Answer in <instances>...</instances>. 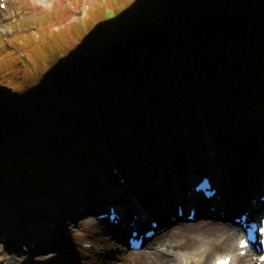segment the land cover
Instances as JSON below:
<instances>
[{"label": "trees", "instance_id": "16d2710c", "mask_svg": "<svg viewBox=\"0 0 264 264\" xmlns=\"http://www.w3.org/2000/svg\"><path fill=\"white\" fill-rule=\"evenodd\" d=\"M119 3L71 47L48 35L10 70L17 87L0 94V180L22 205L57 198L60 179L89 173L88 154L104 161L105 146L125 164L135 151H170L174 127L201 114L221 145H237L240 128H263L264 111L252 109H264V0Z\"/></svg>", "mask_w": 264, "mask_h": 264}, {"label": "rangeland", "instance_id": "374dc122", "mask_svg": "<svg viewBox=\"0 0 264 264\" xmlns=\"http://www.w3.org/2000/svg\"><path fill=\"white\" fill-rule=\"evenodd\" d=\"M128 1L129 0H124V4ZM103 2L109 4V6L107 5L104 8L105 10L96 9V11H93V8H96V6L98 7L103 4ZM119 2L120 0H0V85L3 86L0 87V94L2 96L5 94L6 96L11 97V93L15 91V87L17 86L12 83V81L15 80L10 81L11 75H9V73L10 70L15 68V66H18L21 57L25 58L27 56L25 51H28L30 45H36L48 35L57 34V36L60 37H57L58 40L55 44H62L66 41L69 47H71L73 39H76L75 32H82L83 29H92L93 26L100 23L101 20L99 21L98 19L101 18V15L104 20L108 19V15H111L114 11L119 10L120 8L122 9L123 4ZM2 3H5V9L1 7ZM33 40L36 42H33ZM21 75L24 76V73ZM231 106L232 105H230V107ZM257 109H259L261 113L264 111L263 108L257 107ZM206 125L209 126L207 121ZM262 126L264 128V124ZM248 129L250 128L245 127L237 130L235 134V139L237 138L236 140H238L237 145L230 144L235 141L234 138V141L224 139V141L229 142V144L225 143V145H221L218 142L216 144L218 153L227 156V159H229L228 161H225V165L228 167L225 168L228 170L222 168L220 163L218 164L219 161L216 156H213L215 158L212 163H210L209 167H205V164L207 165L208 162L203 163L201 166L200 164H197L200 170L199 174L210 173L215 179L218 177L229 186L225 190H227L229 194H232L230 199L231 206L249 204L251 202L250 198H252V195L257 190L254 187L258 185L261 187L260 177L264 172V131H262L261 128H259V130L252 128L253 131H259L261 138L259 139V146L251 147L247 145L244 146V135L247 131L251 133ZM245 138L250 139L246 136ZM164 139L165 138H163V140ZM179 141L184 140L181 138ZM200 142L204 144L203 138L200 139ZM185 143H189V146H187L188 149L191 148L192 150L194 148V140L191 142L185 141ZM234 148L237 149L236 154ZM192 151L194 152V149ZM195 152L197 156L204 154V150L200 148H197ZM162 157L165 158L166 156L162 155ZM177 158L182 159V157ZM190 159V156H187L185 159L183 158V170L178 169L175 173H171L168 169L157 170L156 172L154 171L155 174L150 178L148 177L146 179L144 177L145 179L141 184L138 182L139 178H137L134 183L135 185L138 184L135 188L136 192L130 191L129 186L123 189L121 188L122 190H116L119 178H116L115 175H113V167L116 166L120 169L121 173H123V169L127 170L128 168L124 163H117V161H115V163L108 164V162L105 161L102 165L105 167L108 184L111 185H109L111 189L110 192H113L107 200H109L111 204L118 203V201L122 202V199H125L127 200V204L125 205L130 206V208L135 200L137 204H133L132 206H134L133 209H136L138 213L144 212L141 207H136L141 203L143 206H146V213L154 211L156 212L153 215L154 217L160 216L162 218L159 217L161 220L168 221L171 217L176 215L177 204L173 199L177 200L178 198H182L181 196H172L175 187L179 186V182L174 180V178L172 179V176H177L180 172H184L186 175V167L192 166V164H190L192 161H189ZM136 165L137 163H131L129 168L132 166L133 170ZM80 170L83 169L75 170L77 171L75 176L80 177ZM92 172H97V169L93 168ZM95 176L97 185H102L101 181H103V179L99 177L98 173ZM123 176L125 175L123 174ZM128 177H126L127 184H130L128 182H131V176L128 175ZM6 181L8 187L5 186V191L2 193L0 192V196L3 198L1 211L4 207L5 210L10 212L14 211V213H17V211H19L22 215V226L20 224V231L18 227V229L16 228L15 224L14 226L10 225L6 228L5 223L11 220V218L3 217L0 219V223H2L0 224V232L2 229L1 226L3 225L2 232L5 238H7L6 236L13 237L15 235L13 238L16 240V243H9L6 245L4 237L0 234V264H55L62 259L65 260L63 264H67L70 258L72 259L71 261H74L77 264L78 262L83 264H163V259L161 257L153 255L149 257L148 261L144 254H135L134 252L128 251L126 246L122 245V240L117 243V239H114V231H109L106 226L108 219L98 221L97 218L92 217L91 214L94 213L97 205H92V208L91 206L85 208L81 217L74 216L76 219L72 217L73 219L70 218L67 220V210L63 206H65V201H68L70 196H72L69 192L65 194L63 192L64 190L57 189L55 191L54 189L53 193L57 192V201H51L49 194H41V198L37 195L33 197L36 201L28 199L25 204L22 205L15 196L13 185H11L9 180ZM6 181H3V183H6ZM134 184L130 185L131 189ZM69 185L71 188V182ZM238 185L241 187H237ZM183 187L185 191H189L190 189L186 182H184ZM120 191H123V193L120 194ZM181 191L182 188L180 187L179 192ZM36 198H39V201ZM48 213L53 217L52 221L45 216V214L47 215ZM60 219L62 221V230L60 229V223H56V221ZM218 220L219 217L210 219L213 223H221ZM199 221L200 220L194 222L186 221L185 215L182 220H176L168 225H164V229L168 228L170 225L171 227H175L176 223L189 226L187 223L198 224L200 223ZM45 222L51 223L49 225L54 226H52L54 228H52V234L55 237L54 240H57V243L54 241L56 243L55 246L51 249L48 247L43 253L33 251L34 249H30L29 241H33L34 239L35 242L38 241L39 244H44L47 242L45 233H51L49 230L46 232L48 224H44V226L42 225ZM146 223L149 225L150 220ZM221 224L232 228L225 222ZM39 228L44 230L45 233L40 230L39 235ZM33 231L35 232L36 238H34ZM109 238L114 241L113 246L109 242ZM24 243L27 244L28 250L23 249L22 245ZM48 243L50 244L52 242ZM167 243L173 245L179 244L178 248L180 249L170 247L168 250L169 254L158 251V249L162 247L161 245H164L166 248V245L168 246ZM143 249L144 250L142 251H144V253L157 252L162 256L166 254L167 257L175 260L176 263L174 264H192L191 260H188L186 255L195 256L197 261H201L200 263L202 264H213V260L216 257L226 255V253L229 252L226 249L221 248L219 245L217 246V244L211 245L210 243L204 245L191 244L183 246L180 245L178 241L169 237L157 242L151 240ZM78 252H80V255H78ZM200 252H203V254L201 255ZM252 257L255 264H257V260L254 256Z\"/></svg>", "mask_w": 264, "mask_h": 264}, {"label": "bare ground", "instance_id": "6f19581e", "mask_svg": "<svg viewBox=\"0 0 264 264\" xmlns=\"http://www.w3.org/2000/svg\"><path fill=\"white\" fill-rule=\"evenodd\" d=\"M250 132L247 131V133L244 135V146H259L260 145V141L259 139L261 138L260 136H257V134L254 133L253 129H248ZM262 131H264V128L261 129ZM259 132V131H258ZM197 133L196 131H191L186 138L191 140L194 139L196 137ZM249 137L248 138H245ZM203 148L202 150H204V154H202L199 157H196V152L194 150V152L191 150V148L188 149V147H183L181 146V141H178L176 143H173L172 148L170 149V151L172 152H168L167 156L165 158H159V157H155V156H151V154H147L144 155L142 153H139L138 151H135V155H132L131 160L129 161L128 165H131V163H137V165L134 167V169L132 170V166L129 168L128 166V171L125 169H123V173L126 177H128V175L131 176V182H128L130 184L126 183H121L119 181V183L116 185V190L119 189H123L126 188L127 186L130 187V185L135 183V180L137 178H139L140 184L142 181H144V179L146 178H150L152 175H154V171L156 172L157 170H170L171 173H175V171H178V169L183 170V158L185 159L187 156H190V160L192 161L190 164H192V166H188L186 167V175L184 174V172H180L177 174V176H172V179L174 178V180H177L179 182V186H176L172 196L175 197H179L181 196L182 198H178L173 199L174 201H177L179 203H186L187 205H198L201 208V212L199 213L200 215H207V214H219L221 216H223L225 214L226 218L229 216V213L232 212L233 210L238 211L239 209H242L243 207H248L249 205H242L237 207V205L231 206L230 205V199H231V195L229 194L227 189L229 186L227 184H225V182L220 179V178H216V186L219 188V194H220V199H213V200H204L205 202L203 203V201L199 198V197H192L188 195V192L185 191L183 184L184 182L188 183L189 187L191 186L193 180H195L199 174V168L197 164L203 165V163H207V165L205 164V167H208V165L210 166V163H212V161L214 160L216 156V158L218 159V164L220 163V166L222 168H228L225 164V161H228L229 159H227L228 157L225 155H222L220 153H218L214 148L215 145L212 146L211 142L208 140V138L203 135ZM239 145V144H238ZM240 147V146H239ZM188 149V150H187ZM166 150V149H165ZM168 151V150H166ZM165 151V152H166ZM181 152V153H178ZM237 152V149H235V154ZM177 153V154H176ZM244 154V153H243ZM248 155V154H246ZM147 157V158H146ZM177 157H182V159L177 158ZM202 160V161H201ZM200 161V163H199ZM140 167V168H138ZM225 168V169H226ZM97 169V172H91V173H83V170L80 172V177L79 176H74V177H69L66 176L65 178H63L62 180L60 179V183L62 185L63 188V192L65 194H67L69 192L70 198L68 201H65V206H63L64 208H66L67 210V220H69L70 218H75V217H81L82 212L85 211V208H88L92 205L96 206L97 204H99L96 200V196H100L103 198V200H107L108 198H110L111 194H113V192H110L111 189L109 187L110 184H107L105 179L102 182V185H99L95 188V190H92V187L95 183V178H96V174H99V177L102 174V168H95ZM228 170V169H226ZM201 173V172H200ZM114 175V174H113ZM185 175V176H184ZM116 178H118V175H115ZM145 177V178H144ZM115 178V179H116ZM129 179V177H128ZM173 180V181H174ZM108 181V179H107ZM70 182H71V188H70ZM137 182V183H138ZM172 182V181H171ZM230 185V184H229ZM109 189H108V187ZM111 186V185H110ZM233 186V185H232ZM180 187L182 188V191L179 192ZM234 187V186H233ZM237 187H241V186H237ZM236 187V188H237ZM254 188H257L254 187ZM73 189V190H72ZM121 189V190H122ZM134 188H132L133 190ZM130 191H132L131 189H129ZM73 191V192H72ZM114 191V190H112ZM258 191V188H257ZM72 192V194H71ZM95 193V194H94ZM123 191H120V194H122ZM42 195L39 196V198H41ZM39 198H36L39 201ZM49 198H51V201H57V198H55L54 196L49 195ZM31 201H36L35 199H32ZM133 201V199H132ZM214 201L215 205H217L218 210L216 211H207L205 210L206 205L211 202ZM127 200L122 199V202L118 201V209L121 211V213H123L125 219L123 222L126 221L127 224H129L131 222L129 215H130V211L132 212V209L134 208V206H132L133 204H137L136 201H133V204L130 206H127L125 204ZM207 203V204H206ZM136 207H141L142 210L144 211V214H146V219L153 217L154 211H152L151 213H146V206H143L141 203L139 205H137ZM131 209V210H130ZM159 210V209H158ZM4 211L2 216L3 217H9L11 218V220L7 221L5 223V227H9L10 225L14 224L16 225V228L19 226V217H20V212L17 211V213H14V211H8L4 209L2 210ZM160 211V210H159ZM47 212V211H45ZM234 212V216L235 213ZM45 216L50 219L52 221L51 215L48 213L47 215L45 214ZM75 216V217H74ZM16 217V218H15ZM72 218V219H73ZM76 219V218H75ZM34 220V219H33ZM13 221V222H12ZM60 223V225L62 224L61 219L57 220L56 223ZM173 222L172 220H168L166 221H162L163 225H168L169 223ZM41 223V222H39ZM138 221H134V224H137ZM64 224V223H63ZM133 224V225H134ZM189 226H185V225H181V224H176L175 227H171L168 226V228L166 230H164V232L160 233L155 239L154 242H157L161 239L164 238H172L176 241H178L180 243V245L183 246H188L191 244H211V245H219L221 248L226 249L229 255H231L233 257V259L235 260V263L237 264H254V261L252 260L253 258L251 257V255H246L243 256L239 253V248H238V241H237V245H236V239L239 238L240 232L226 227L224 226V224L221 223H213L211 221H207V220H203L200 221V223L196 224V223H187ZM41 225V224H39ZM44 226V224H42ZM41 225V226H42ZM22 226V224H21ZM1 232L3 231V225L1 226ZM132 226H129V228ZM5 228V229H6ZM62 228V225L60 227V229ZM4 229V231L6 232V230ZM18 229V228H17ZM41 230V228H39V231ZM47 230H49L51 233H45L44 231L43 233H45V237H46V241L44 244H40L38 246H36L35 248H33V251H38V252H42L45 251L46 249H48V247L51 249L52 247L55 246V244L57 243V240H54L55 237L52 234V229L46 228V232ZM62 230V229H61ZM3 233V232H2ZM12 233V232H11ZM40 235V233H39ZM15 236V235H14ZM13 236V237H14ZM7 240L5 241L6 244L8 245L9 243H16L15 238L13 237H9L6 236ZM42 238L44 239V237L42 236ZM42 239V240H43ZM56 243H55V242ZM48 242H52V243H48ZM109 242L112 244L113 246V241L111 238H109ZM168 246L166 245V248L164 247V245H161L162 247L159 248L158 250L164 253H168V250L171 248L174 249H180L178 248L179 244H170L167 243ZM144 250V249H142ZM136 251L135 254H144L145 258L149 261V257L156 255L158 257H161L163 259L162 263L163 264H174L176 263L174 259L169 258L166 256V254H164V256L160 255V253H152V252H146L144 253V251ZM157 251V250H156ZM20 252V251H18ZM169 254V253H168ZM200 254L202 255L203 252H200ZM177 256V255H176ZM192 264H202L200 263L201 261H197V260H192L191 261ZM83 264V263H82Z\"/></svg>", "mask_w": 264, "mask_h": 264}, {"label": "snow or ice", "instance_id": "6c2138e0", "mask_svg": "<svg viewBox=\"0 0 264 264\" xmlns=\"http://www.w3.org/2000/svg\"><path fill=\"white\" fill-rule=\"evenodd\" d=\"M220 264H228L227 261H221Z\"/></svg>", "mask_w": 264, "mask_h": 264}, {"label": "water", "instance_id": "95a60500", "mask_svg": "<svg viewBox=\"0 0 264 264\" xmlns=\"http://www.w3.org/2000/svg\"><path fill=\"white\" fill-rule=\"evenodd\" d=\"M110 64V63H109Z\"/></svg>", "mask_w": 264, "mask_h": 264}]
</instances>
